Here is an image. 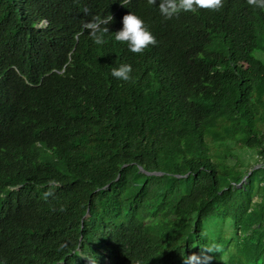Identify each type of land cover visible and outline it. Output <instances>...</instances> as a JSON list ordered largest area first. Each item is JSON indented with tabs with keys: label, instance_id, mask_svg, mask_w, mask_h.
I'll list each match as a JSON object with an SVG mask.
<instances>
[{
	"label": "trees",
	"instance_id": "16d2710c",
	"mask_svg": "<svg viewBox=\"0 0 264 264\" xmlns=\"http://www.w3.org/2000/svg\"><path fill=\"white\" fill-rule=\"evenodd\" d=\"M129 12L142 53L114 39ZM256 110L264 0H0V264H264Z\"/></svg>",
	"mask_w": 264,
	"mask_h": 264
},
{
	"label": "clouds",
	"instance_id": "9594fccd",
	"mask_svg": "<svg viewBox=\"0 0 264 264\" xmlns=\"http://www.w3.org/2000/svg\"><path fill=\"white\" fill-rule=\"evenodd\" d=\"M155 5L162 17L171 19L184 12L196 13L200 9L218 10L222 6V0H150ZM113 20L111 15L106 18L97 17L95 21L85 24V31L91 36L97 45L105 43L106 34L109 33L107 27ZM80 33H78L79 35ZM114 39L126 43L128 49L133 53H142L150 45L156 44V37L146 26L145 21L134 12H129L122 18V28L114 33ZM133 66L129 63H121L118 67H113L111 75L121 81H131ZM50 193H45V196ZM63 247V245L61 246ZM215 246L206 249L208 253L214 250ZM192 257L199 259L195 254ZM139 264V261L137 262Z\"/></svg>",
	"mask_w": 264,
	"mask_h": 264
},
{
	"label": "rangeland",
	"instance_id": "374dc122",
	"mask_svg": "<svg viewBox=\"0 0 264 264\" xmlns=\"http://www.w3.org/2000/svg\"><path fill=\"white\" fill-rule=\"evenodd\" d=\"M256 120L259 126H264V115L261 114L258 110H256ZM170 234H172V231H168ZM227 240L223 239L221 241L218 242L217 246H216V256L220 257L221 253L226 249L227 247Z\"/></svg>",
	"mask_w": 264,
	"mask_h": 264
},
{
	"label": "water",
	"instance_id": "95a60500",
	"mask_svg": "<svg viewBox=\"0 0 264 264\" xmlns=\"http://www.w3.org/2000/svg\"><path fill=\"white\" fill-rule=\"evenodd\" d=\"M241 184V183H240Z\"/></svg>",
	"mask_w": 264,
	"mask_h": 264
}]
</instances>
